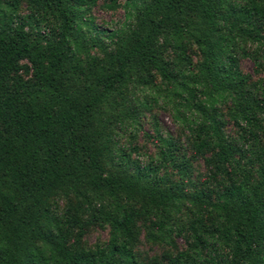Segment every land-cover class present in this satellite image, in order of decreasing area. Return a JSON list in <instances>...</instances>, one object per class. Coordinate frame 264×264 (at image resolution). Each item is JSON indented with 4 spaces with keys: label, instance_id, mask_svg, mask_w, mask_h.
I'll return each mask as SVG.
<instances>
[{
    "label": "trees",
    "instance_id": "1",
    "mask_svg": "<svg viewBox=\"0 0 264 264\" xmlns=\"http://www.w3.org/2000/svg\"><path fill=\"white\" fill-rule=\"evenodd\" d=\"M19 1L0 0V264H141V221L154 244L190 234L168 264H264V82L239 67L264 59V0H126L114 28L98 0ZM159 102L213 151L214 189L161 173L185 172L169 138L144 164L120 145ZM88 226L109 228L106 246L84 247Z\"/></svg>",
    "mask_w": 264,
    "mask_h": 264
},
{
    "label": "rangeland",
    "instance_id": "2",
    "mask_svg": "<svg viewBox=\"0 0 264 264\" xmlns=\"http://www.w3.org/2000/svg\"><path fill=\"white\" fill-rule=\"evenodd\" d=\"M126 0H98L91 10V16L95 23L107 28L120 26L124 21ZM29 13L28 0L19 1V14L25 15ZM250 52L254 51L253 46H247ZM188 53L195 66L200 55L196 46L191 45ZM92 55H97V50L91 51ZM239 67L241 72L248 77L249 82H264V59L261 57H240ZM158 81V79L156 80ZM223 120V132L230 140H237L238 130L228 118L226 108H221ZM135 135H129V132L121 135L119 139L120 145H124L126 149L131 150L132 158L139 163L156 162L161 150L160 137L169 138L175 143L174 159L182 163L185 172L180 173L176 168L167 165L161 173L169 175L174 181H181L185 184L186 189L193 191L195 187H200L203 183H208L207 191L214 189L217 180L212 179L215 171V157L213 151H204L197 153L194 146V140L190 132L183 123L173 117V113L168 105L162 102L153 104L149 111H146L140 118V126ZM249 155L243 160L242 164H246ZM255 166H252L253 171ZM206 190V189H205ZM187 207L182 210L180 216L184 223L189 222L192 217L191 209ZM140 235L134 246V253L137 260L141 264H150L151 260L156 259L157 264H168V258L174 256L180 251L186 250L190 243V234L188 232L176 236L173 233V246L165 244H154L149 242L145 237L144 224L139 222ZM109 239V228L107 226H88L84 229L82 242L85 248L104 247Z\"/></svg>",
    "mask_w": 264,
    "mask_h": 264
}]
</instances>
